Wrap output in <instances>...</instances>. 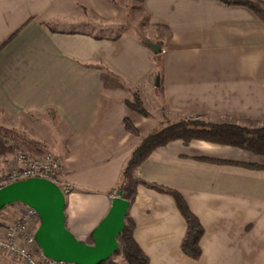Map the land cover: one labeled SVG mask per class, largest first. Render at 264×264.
<instances>
[{
  "label": "crops",
  "instance_id": "1",
  "mask_svg": "<svg viewBox=\"0 0 264 264\" xmlns=\"http://www.w3.org/2000/svg\"><path fill=\"white\" fill-rule=\"evenodd\" d=\"M135 1L0 0V127L60 157L73 186L67 228L86 243L140 142L126 119L141 135L196 115L264 125V21L254 11L217 0H138L152 30L141 36L120 18ZM108 28L121 30L97 31ZM135 94L151 116L127 105ZM3 151L0 177L17 150ZM137 176L179 191L205 229L194 260L181 249L187 221L174 197L139 183L128 216L150 264H264V156L174 140L154 150ZM14 207L0 215V234ZM0 264L22 263L0 252Z\"/></svg>",
  "mask_w": 264,
  "mask_h": 264
},
{
  "label": "trees",
  "instance_id": "2",
  "mask_svg": "<svg viewBox=\"0 0 264 264\" xmlns=\"http://www.w3.org/2000/svg\"><path fill=\"white\" fill-rule=\"evenodd\" d=\"M217 1L228 6L240 5L248 7L264 21V2L262 0ZM147 41V39H144V42L147 43ZM127 105L143 116H151L145 109L138 94H135L133 100L128 101ZM125 126L128 131L140 137V142L131 154L124 170L123 179L116 189V192H122V196L131 202L137 191L138 184L141 183L157 191L172 195L179 210L187 221V231L181 243V249L190 258L194 260L200 259L203 254L201 240L204 236L205 229L199 218L191 211L185 198L179 191L141 181L137 176L138 169L154 150L174 140H181L185 144H189L193 140H203L216 144L234 146L255 155L264 156V125L245 126L233 123L214 122L196 115L176 120L166 119L161 129L146 135H141L139 129L129 119H126ZM23 141L27 144L28 148L35 149L37 154L51 152L45 149L42 144L26 136L23 137ZM216 162L238 164L237 162L227 160H217ZM134 229L135 224L133 220L130 216H127L125 228L118 236L119 249L109 260L101 264H150L148 256L134 238ZM115 256H120L122 261L115 260Z\"/></svg>",
  "mask_w": 264,
  "mask_h": 264
},
{
  "label": "water",
  "instance_id": "3",
  "mask_svg": "<svg viewBox=\"0 0 264 264\" xmlns=\"http://www.w3.org/2000/svg\"><path fill=\"white\" fill-rule=\"evenodd\" d=\"M156 52L161 45L149 42ZM159 85V79L157 82ZM15 203L34 208L40 217L35 238L44 254L56 261L75 264H101L119 249L118 236L126 224L131 202L119 192L111 207L91 235L92 243L79 240L67 228V195L53 181L28 178L12 182L0 189V212Z\"/></svg>",
  "mask_w": 264,
  "mask_h": 264
},
{
  "label": "built area",
  "instance_id": "4",
  "mask_svg": "<svg viewBox=\"0 0 264 264\" xmlns=\"http://www.w3.org/2000/svg\"><path fill=\"white\" fill-rule=\"evenodd\" d=\"M62 167V160L52 152L42 155H32L28 151L19 152L10 170L0 177V189L18 180L37 177L53 181L68 195L73 186L65 177ZM19 207L23 212L0 234V252L22 264H75L56 261L44 254L35 238L40 224L38 212L23 204H19Z\"/></svg>",
  "mask_w": 264,
  "mask_h": 264
},
{
  "label": "rangeland",
  "instance_id": "5",
  "mask_svg": "<svg viewBox=\"0 0 264 264\" xmlns=\"http://www.w3.org/2000/svg\"><path fill=\"white\" fill-rule=\"evenodd\" d=\"M122 1H125V2L129 1L131 3L134 2V0H122ZM129 5H131V4H129ZM133 6H134L132 8L133 11L132 10H131L132 12L130 11L131 13H129V14L127 13L126 15L122 14L120 18L126 17L128 23L125 25L127 26V28L134 30L139 35L144 36V35L152 34L151 33L152 30L151 29L148 30L146 27L147 19H146L144 12L141 10L140 5L138 4V0L135 1V4ZM120 30L121 29H119V28L118 29L117 28H108V30L101 29V30H97V31L99 33L114 34V33L120 32ZM163 34H166V33L164 32ZM189 117H191V116H189ZM163 125L159 126L158 128L161 129L163 127ZM23 137H24V135L15 129H11V131H10L9 129L0 127V155L3 154V152H4L3 150L6 149L7 147H16L17 151L14 154V156H16L17 153H19V152L30 150L27 147V144L24 143ZM5 152H8V151H5ZM36 155H42V154H36ZM17 205H19V204L14 205L15 206L14 212L12 213V215L14 217L12 218L11 222L15 221L17 219V217L19 216V214L23 212L22 208L17 206ZM8 207H10V206H8ZM7 208H5V209H7ZM8 211H13V208L11 210L8 209L6 212H8ZM2 212L0 213V215L2 214ZM88 242L92 243V239L91 240L88 239ZM115 260L122 261L120 256H115Z\"/></svg>",
  "mask_w": 264,
  "mask_h": 264
}]
</instances>
